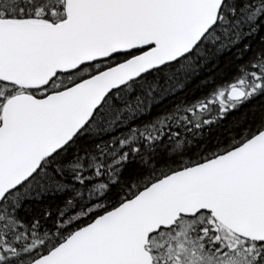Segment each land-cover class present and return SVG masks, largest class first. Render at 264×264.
<instances>
[{
    "label": "snow or ice",
    "instance_id": "1",
    "mask_svg": "<svg viewBox=\"0 0 264 264\" xmlns=\"http://www.w3.org/2000/svg\"><path fill=\"white\" fill-rule=\"evenodd\" d=\"M0 264H264V0H0Z\"/></svg>",
    "mask_w": 264,
    "mask_h": 264
}]
</instances>
